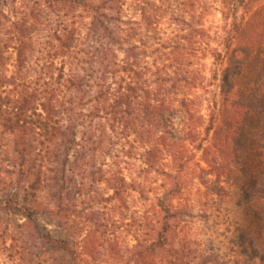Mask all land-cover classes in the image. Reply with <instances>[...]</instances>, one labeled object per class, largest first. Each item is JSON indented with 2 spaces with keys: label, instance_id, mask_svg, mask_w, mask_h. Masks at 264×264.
<instances>
[{
  "label": "trees",
  "instance_id": "1",
  "mask_svg": "<svg viewBox=\"0 0 264 264\" xmlns=\"http://www.w3.org/2000/svg\"><path fill=\"white\" fill-rule=\"evenodd\" d=\"M186 1L0 0V213L19 218L0 217V264H46L52 251L65 264H264V5L224 0L211 47ZM197 51L212 60L205 84ZM234 61L258 70L254 85L238 90ZM197 88L208 112L198 141L170 119L190 121ZM196 154L226 205L223 251L176 234L192 217L175 200ZM132 195L150 210L129 217ZM121 228L132 244L118 242Z\"/></svg>",
  "mask_w": 264,
  "mask_h": 264
},
{
  "label": "rangeland",
  "instance_id": "2",
  "mask_svg": "<svg viewBox=\"0 0 264 264\" xmlns=\"http://www.w3.org/2000/svg\"><path fill=\"white\" fill-rule=\"evenodd\" d=\"M223 1L224 0H189L186 1L187 7L185 11H191V5L194 4V9L200 17V29L202 31V37L200 38L204 43H208L211 47H217L220 41L221 36V11L223 9ZM131 2L129 1V4ZM264 0H259L256 4V8L263 6ZM186 21H190V12L185 14ZM199 49L202 46H199ZM240 56V54H239ZM191 69L197 73L200 77L204 78V84L207 83L210 69L212 67V60L207 55L200 51H197L194 55L189 58ZM241 63L234 61L232 63V69L230 71H234L235 81L237 87H239V91L243 89V87L247 85H251L255 83L257 71L253 68L252 65L244 62L243 65ZM239 65H241V69L239 70ZM254 85V84H253ZM187 98L191 102L189 105V110L191 112V119L189 122H186V119H183L181 115H177V113H172L170 116L171 121L173 122V126L176 128L181 127L182 124H186L189 126L190 131H192L193 135L191 137H197L200 139L202 137V132L204 127L207 125L208 121V112H207V104H206V95L204 91L200 89H191L187 95ZM170 121V120H169ZM188 139V144L190 146L189 150H191L195 145L196 141L191 144L189 141H193V138ZM123 152H126V148ZM119 148H116V150ZM119 151V150H117ZM115 155H120L121 159L118 161L127 162L128 166L124 165L121 162L122 167H128V170L134 172L138 167V163L136 160H130L126 158H122V154L117 152ZM205 157H202V154H196V157L192 163H190L184 171L180 175V180L183 183L182 194L177 196L175 200V204L179 207H186L190 212L192 217L187 218L186 224H179L176 229L177 237H182V235H186L190 239L195 241H202L207 244V242L213 241L214 247H220L223 251L227 247V243L230 241L232 237V228L229 227L225 221L224 214L226 210V205L218 208L216 206V201L214 199V194L211 192V188L214 187L213 178L207 175L206 170L207 165L204 163ZM165 163H170L169 158H166ZM203 169V171L201 170ZM199 177L203 178L205 181L202 185V182ZM152 185H150V190L158 192L159 186L161 185L160 180L151 178ZM234 190V189H233ZM161 191V190H160ZM154 192H149V199L153 197ZM133 199V200H132ZM235 199V196L231 199ZM133 201V202H132ZM110 207V206H109ZM127 207L129 208V212L127 213L129 217L132 215L130 212L137 213V217L142 216L144 212L149 211L150 201H142V199L137 198L136 195H132L131 199L127 201ZM123 213H125L123 211ZM0 217L8 218L11 223H16L19 221L18 216L16 215H7L5 213H0ZM116 218L119 217L118 214L115 215ZM131 221L130 218H127L125 221ZM137 227V226H136ZM48 228L58 237L66 238V234L64 231L56 229L52 225H48ZM131 228L130 230H132ZM98 235L96 234L93 238H96L101 245H107L112 240L113 237L101 238L98 240ZM114 236L118 239V242L123 244H132V232L126 231L125 228H121L114 232ZM83 235L77 239L79 241ZM49 258L46 261L51 264H65V256L61 254L60 251H52ZM47 256V257H48Z\"/></svg>",
  "mask_w": 264,
  "mask_h": 264
}]
</instances>
